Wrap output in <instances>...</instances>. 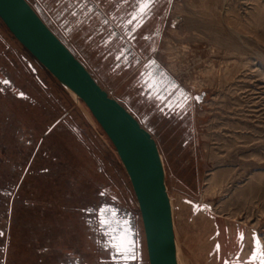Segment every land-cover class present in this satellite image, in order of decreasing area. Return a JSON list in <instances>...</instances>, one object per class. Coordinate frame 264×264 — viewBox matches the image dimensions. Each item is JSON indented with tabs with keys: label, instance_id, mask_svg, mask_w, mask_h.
Wrapping results in <instances>:
<instances>
[{
	"label": "rangeland",
	"instance_id": "1",
	"mask_svg": "<svg viewBox=\"0 0 264 264\" xmlns=\"http://www.w3.org/2000/svg\"><path fill=\"white\" fill-rule=\"evenodd\" d=\"M28 1L157 141L180 264H207L217 228L223 240L242 230L264 244V0L164 3L154 54L203 96L182 114L148 99L137 75L117 68L88 28L66 21L56 0ZM6 78L13 88L3 91L0 80V264L100 263L110 257L97 212L104 204L132 217L140 264H149L139 204L115 146L0 18Z\"/></svg>",
	"mask_w": 264,
	"mask_h": 264
},
{
	"label": "water",
	"instance_id": "2",
	"mask_svg": "<svg viewBox=\"0 0 264 264\" xmlns=\"http://www.w3.org/2000/svg\"><path fill=\"white\" fill-rule=\"evenodd\" d=\"M0 18L48 71L86 104L115 146L139 204L149 264H180L173 203L163 159L152 133L102 87L28 0H0ZM133 234L136 244L135 229ZM136 253L134 260H141L140 249Z\"/></svg>",
	"mask_w": 264,
	"mask_h": 264
},
{
	"label": "flooded vegetation",
	"instance_id": "3",
	"mask_svg": "<svg viewBox=\"0 0 264 264\" xmlns=\"http://www.w3.org/2000/svg\"><path fill=\"white\" fill-rule=\"evenodd\" d=\"M166 1L168 0H158L154 8V14L135 31L134 35L136 39L132 40L128 36V33L132 31L133 25L124 22L130 18L127 14L133 10L130 4L120 2V0H99V10L93 11L91 13V19L89 20V18H85L80 14V9L75 4V0H56L58 6L62 7V13L67 12V14L64 15L67 17L66 21L72 20L78 27L88 28L90 30V36L97 41V45H102L104 47L107 57L111 56L116 60V56L119 55L120 52L125 51L126 46L130 47L131 51L127 52L119 60H116V65L119 64L120 67L123 66L124 69L133 71V74L137 75L138 82L143 87V93L148 99H152L160 109L167 110L170 113L182 114L188 112L192 101L196 100L200 102L203 96L201 94H191L190 91L182 87L179 82L166 71L154 54L157 50L154 47L159 36L160 20L163 17V8ZM35 10L49 25V19L43 17V10L39 3L36 4ZM73 11L76 13L75 16H73ZM101 13L107 15L110 21L108 25L102 23L105 17ZM133 24H135V22H133ZM91 26L93 28H90ZM112 33H115V35L111 40H108L109 35ZM56 34L58 35V33ZM58 36L62 39L60 35ZM121 37H124V39H121ZM149 59H155L157 63L150 68H146L145 66L148 64ZM137 60L139 63H136ZM128 63H131L132 66L128 67ZM143 73H146V75L141 76L140 74ZM149 77L152 78L150 83L154 84L155 87H148L143 83V80ZM0 80L1 84H3V86H1L3 91H5L6 86L13 88L11 80L7 78ZM177 85H179V87H176ZM20 93L21 92L18 93L19 96H21ZM24 96L25 94L23 97ZM160 97H164V99H160ZM197 97L199 98L197 99ZM170 104L173 105V107L170 108ZM14 169H16V166H14ZM100 209H104V212L101 213ZM94 211L95 210L89 212L92 219H95ZM97 212L98 220L100 221V229L106 234L107 244L105 247L110 251V257L102 259L100 264H140L138 258L119 262L111 259L113 254L119 255V253L115 252V248L112 247L113 238H120L127 233L134 241L136 240L133 234L135 225L132 217L127 214H120L111 204L100 205ZM91 218L89 216L88 223L93 226ZM104 221L108 223L105 224ZM241 234H243V243H241ZM254 234L255 233L247 234L242 230H236L234 233L232 231H226V235H224L226 240H223L221 229H215L210 235V249L206 251L205 255L207 264H225V261H227L228 264H248L247 257L254 247ZM136 244L134 256H136L138 250V239ZM217 244L220 246L219 249L216 248ZM60 264L65 263L62 262ZM72 264L85 263H80L77 260L72 262Z\"/></svg>",
	"mask_w": 264,
	"mask_h": 264
},
{
	"label": "snow or ice",
	"instance_id": "4",
	"mask_svg": "<svg viewBox=\"0 0 264 264\" xmlns=\"http://www.w3.org/2000/svg\"><path fill=\"white\" fill-rule=\"evenodd\" d=\"M120 2L128 3L132 6L133 10L127 14L130 18L124 22L129 25H133L132 31L128 33V36L130 37V39L135 40V31L139 27H141L147 19H150L151 16L154 14V8L156 7L158 0H120ZM75 4L80 9V14L85 18H89V20L91 19V13L93 11L99 10V0H75ZM101 14L105 17L102 23L104 25H108L110 21L107 18V15L104 13ZM75 15L76 13L75 11H73V16ZM133 22H135V24H133ZM114 35L115 33L110 34L108 40H111ZM121 39H124V37H121ZM130 51L131 48L126 46L125 51L120 52V54L116 56V60H119L122 56H124L127 52ZM136 63H139V61L137 60ZM156 63L157 61L155 59H149L148 64L145 67L150 68ZM131 66L132 64L128 63V67ZM116 67L119 68L120 65L117 64ZM140 75L143 76L146 75V73ZM151 79L152 78L149 77L148 79L143 80V83L148 87H155L154 84L150 83ZM176 87H179V85H177ZM20 95L23 96L24 93L21 92ZM198 98L199 97H197V99ZM160 99H164V97H160ZM169 107L171 108L173 107V105L170 104ZM86 210L89 212L92 211L91 208H87ZM100 212L103 213L104 209H100ZM104 223L107 224L108 222L104 221ZM253 239L254 247L251 250L250 255L247 257V262L248 264H264V244L261 243L259 236H257L256 234H254ZM241 243H243V234H241ZM112 247L115 248L116 253H119V255L113 254L111 256V259L113 261H127L129 259L135 258V241L130 236H128L127 233H125L120 238H113ZM219 247L220 246L217 244L216 248L219 249ZM225 264H228V262L225 261Z\"/></svg>",
	"mask_w": 264,
	"mask_h": 264
},
{
	"label": "bare ground",
	"instance_id": "5",
	"mask_svg": "<svg viewBox=\"0 0 264 264\" xmlns=\"http://www.w3.org/2000/svg\"><path fill=\"white\" fill-rule=\"evenodd\" d=\"M74 95V94H73ZM177 248H178V245H177Z\"/></svg>",
	"mask_w": 264,
	"mask_h": 264
},
{
	"label": "crops",
	"instance_id": "6",
	"mask_svg": "<svg viewBox=\"0 0 264 264\" xmlns=\"http://www.w3.org/2000/svg\"><path fill=\"white\" fill-rule=\"evenodd\" d=\"M101 262V261H100ZM98 264H100V263H98Z\"/></svg>",
	"mask_w": 264,
	"mask_h": 264
}]
</instances>
